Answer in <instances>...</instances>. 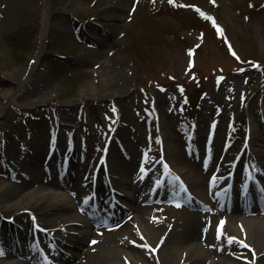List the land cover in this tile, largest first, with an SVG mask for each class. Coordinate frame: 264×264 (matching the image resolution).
Returning a JSON list of instances; mask_svg holds the SVG:
<instances>
[{"label":"rangeland","instance_id":"1","mask_svg":"<svg viewBox=\"0 0 264 264\" xmlns=\"http://www.w3.org/2000/svg\"><path fill=\"white\" fill-rule=\"evenodd\" d=\"M179 1L0 0V185L17 184L1 162L20 158L28 146L41 153L49 147L59 152L69 148L67 156L77 147L79 155L87 156L85 163L76 161L79 177L99 165L105 151L112 164L122 167L116 173H124L147 163L142 162L143 154L147 158L161 145L178 151L171 155L176 170L184 169V164L195 168L197 162L187 154L188 142L197 137L203 142L212 122L220 136L214 142L218 153L212 162L230 167L232 151L244 142L249 120L257 124L264 116L260 109L264 104V0H187L200 5L203 15L181 8ZM113 14L121 17L117 26L111 24ZM97 36L105 40L102 52L96 51ZM6 91L12 97L5 98ZM85 92L88 95L82 97ZM229 142L230 150L223 157L220 148ZM122 144L127 151H137L130 166ZM205 146L199 148L198 163L208 155ZM156 170L163 175L161 162ZM195 174L203 177L198 167ZM150 204H133L143 209L140 221L145 232L156 239L164 225L175 230L163 233V244L155 254L152 247V255L158 256L155 260L160 264L181 262L185 246L178 241L177 230L188 210L169 207L165 216ZM18 206L0 214L14 216L30 229V214L19 212L23 209ZM205 212L202 218L211 228L210 245L223 215ZM258 240L257 245L264 247V237ZM106 241L100 243L108 245ZM87 243L76 251L81 261L74 254L63 264H95L96 257L86 253ZM254 247L245 248L253 251ZM109 248L125 262L119 248ZM228 251L241 252L233 247ZM216 253L211 258L227 257L218 249ZM6 260L12 258L2 257V262Z\"/></svg>","mask_w":264,"mask_h":264},{"label":"bare ground","instance_id":"2","mask_svg":"<svg viewBox=\"0 0 264 264\" xmlns=\"http://www.w3.org/2000/svg\"><path fill=\"white\" fill-rule=\"evenodd\" d=\"M110 18L114 21L113 23H111L112 26H117L116 22H119L121 20L119 14H113ZM103 45L104 39H101L99 42L100 49H97L96 51L102 52ZM12 94L13 93L11 91H6L4 92V97L8 99L12 97ZM86 95H88V93L85 92L82 97ZM260 108L262 111H264V104L260 106ZM216 138H218L217 135H215L214 140ZM245 141L249 143V145L245 144L246 146L243 147V150L239 149V151H241V154H243H240L237 159L232 160L231 165L233 163V167L228 173V180L237 178V167L243 159H249L256 162L257 164V167L252 169V176L247 175L249 179L251 178L253 180L254 176L259 174L262 170V167H264V123L261 124L259 122L255 124L254 120H251L249 129L247 131V136L245 137ZM259 143H262L263 147L258 146ZM197 145H199L198 142ZM174 151L175 154L178 153L175 148L164 146V149L162 148L161 153L159 154V156H163L164 161L167 165V174H172V172L170 171H177L175 169H170V167H174V165L172 164V162L174 163V161L171 159V155L174 153ZM25 152L26 154H28L30 152V147ZM194 152L197 153V150H195ZM211 152L214 155L215 149L211 150ZM127 155H129L127 157L129 158V163H127L126 165L130 166L133 160H135L137 152L133 149H130L129 151H127ZM139 157L140 154H138V159ZM154 158L155 157H152L151 160H154ZM194 158L195 157H193V159ZM108 160V158L105 159L106 164L108 163ZM177 160L183 163L180 158H178ZM184 165L185 168L181 171L178 170L176 176L181 177V180L186 183V186H190L193 189V192H191L194 193L193 197L190 198V196L188 197L184 194L187 205L193 207L197 206L207 210L209 208L210 211L213 210L215 212L213 206H211L214 203H211L209 201V197L207 195L208 191L210 190L211 195L215 197L217 203L221 207H223L222 209L231 211V213H228L227 215L228 220L226 222V225L220 228L223 229L221 232L223 233V237L214 239V241L210 242L209 245L207 232L208 230H211V228L209 224L202 218L205 213L195 211L190 212L188 210L186 212L188 216L183 220V222L179 221L180 227L177 230L180 237L178 241L183 244V247L185 246V250H182L180 252V256L182 255V253L185 256L181 262L178 261L176 264H264V247H260L257 245V242L259 241L258 237H264V212L258 213L253 206L247 207L245 203H232L230 201V198L226 199L225 197H227L231 191L237 193V189L233 185L229 189H215L213 185L217 184L218 177L217 173L210 167L203 170L202 173L204 174V179H207L209 177L208 175L212 177L211 183H209L208 181L203 182V178H200L197 174H195V168L193 167V165ZM110 167H113L115 170H119L122 168H119V166L116 164L113 165L111 163V160ZM75 171L76 165L75 163H73L71 169L68 171L69 174L65 176L67 177V179L64 177L62 181L54 178L55 181L53 182L47 184H39L40 182H42V178L39 177L36 181H33L34 179L29 181L24 180L21 181L20 184L13 185L11 187H8L7 185H0V203H5L4 205L0 204V210L2 212H5L10 210V208H12L13 206L20 205L17 207L18 209L30 210V212H32L35 217L40 219L44 225H46L49 221L51 222V224H54L55 226L53 227L56 228H51V230H59L65 227L67 230L73 233V235L71 234V236L66 239V242H68L69 244H73L72 249L74 251L79 249V247L85 244V242L91 240L87 243L86 253L92 254L96 257L95 264H160L155 260L156 257L158 258V256L152 255V249L155 248L153 252V254H155L156 249L163 244V235H168V233L174 234L175 230H173L172 228L167 229V226L164 225V234H158V236H156V239L153 238L149 232L148 235L145 232V228L142 227L140 221L141 212L143 210L141 206H120L117 202L108 204V201H105L103 206H97L96 210H94V207L84 209V212L91 219L89 223L85 222L84 219L78 217L71 219H68L67 217L63 218V213L71 212L73 207V204L70 202V197L75 198V195H73L71 191L73 193H77L75 191L81 189L78 186L79 183L76 182L75 179L69 178V176H72L71 173ZM152 172L153 169L151 167H146L144 169V173L147 176L151 175ZM101 174V178L108 177V173L106 172H103ZM87 178L88 177H86L85 184L82 185V187L88 186L89 188H92L90 187L92 186L90 185L92 181L88 180ZM71 182L73 183L71 184ZM140 182L141 181L138 176H136L132 182L133 188L136 189L137 194L142 192L143 185ZM35 184H39V186L33 187V185ZM31 186L33 188H31ZM49 187L61 189L64 188L70 191V195L66 196L63 193L52 191L53 189L50 190ZM96 187L97 185H95V188ZM181 195H183V193H181ZM17 198V201L9 203L13 199ZM124 199L126 203L130 204L131 202H133L132 200L136 198H131L130 196L126 195L124 196ZM168 199L169 197L161 198L162 201ZM93 201L94 199L93 197H91L90 202ZM152 207L158 213H161L165 216H167L169 213V208L166 206L157 204L153 205ZM184 210L186 209H183V211ZM34 211H37V213H34ZM132 211L135 213V215L128 216V214H130V212ZM255 212L257 215H254ZM242 214H245L243 216V219H241ZM114 216H117V218L115 219V223L117 224V226L113 227L112 229H108L107 227L110 224V219H112ZM236 221L238 222L237 225L235 224ZM94 223H100L104 226V228L100 230L99 236H97L98 234L94 235L92 231L95 225ZM61 224L64 225L60 226ZM80 224H82V228L81 226H79ZM228 227L231 228V230L233 229L232 231H234V233L227 229ZM226 231L228 233H226ZM129 232L136 235H129ZM229 237L235 240L233 242H230ZM105 239H107L106 242H108V245L101 244ZM93 241H95L96 243H93ZM138 242L147 245L148 248L141 249L142 245L138 244ZM253 243H255L256 248L254 247ZM187 244L189 245L187 246ZM248 244L254 247L253 251H248V249L244 247V245L248 246ZM18 246L20 248L19 253L21 255L28 257V259H33L35 257V255L33 254V250L36 246H38V241L33 240L30 236V232L26 231V233H24V236H22V239L19 242ZM109 247L119 248V250H121L125 255V262L123 263L116 256H114L112 254L113 251ZM232 247L239 249L241 252H229L228 250H231ZM215 248H217L218 251L220 250L221 253H227L226 259H228V261L225 258H221L220 256L217 258H211L213 255L217 254V249ZM110 250L112 253H109ZM69 251L75 253V257L77 256L78 261H81V256H79L80 254L72 251L70 248ZM1 252L2 256H8L6 252ZM178 252L179 251H177V253ZM163 254L164 252H162V255ZM229 256H231V258ZM152 258L153 261H149V259L152 260ZM116 259L119 260L117 263H115ZM0 264H25V262L20 259H13L12 257V260H6V262H2V258H0Z\"/></svg>","mask_w":264,"mask_h":264},{"label":"snow or ice","instance_id":"3","mask_svg":"<svg viewBox=\"0 0 264 264\" xmlns=\"http://www.w3.org/2000/svg\"><path fill=\"white\" fill-rule=\"evenodd\" d=\"M170 2H171V0H170ZM201 15H203V13H201ZM177 207H179V205H177ZM223 224V222H221V225ZM219 228H220V225H218V230H219ZM93 243H96L95 241H93ZM146 246V245H145ZM245 247H247V245H244ZM0 254H2V252H0Z\"/></svg>","mask_w":264,"mask_h":264}]
</instances>
